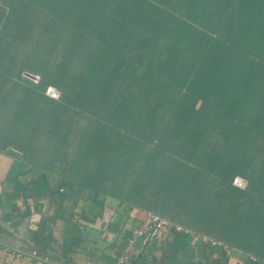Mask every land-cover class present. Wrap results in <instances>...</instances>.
I'll use <instances>...</instances> for the list:
<instances>
[{
    "label": "crops",
    "instance_id": "crops-1",
    "mask_svg": "<svg viewBox=\"0 0 264 264\" xmlns=\"http://www.w3.org/2000/svg\"><path fill=\"white\" fill-rule=\"evenodd\" d=\"M262 38L264 0H1L0 264H116L165 158L179 191L164 218L231 251L170 231L129 264L264 259ZM77 109L104 128L72 132Z\"/></svg>",
    "mask_w": 264,
    "mask_h": 264
},
{
    "label": "trees",
    "instance_id": "trees-1",
    "mask_svg": "<svg viewBox=\"0 0 264 264\" xmlns=\"http://www.w3.org/2000/svg\"><path fill=\"white\" fill-rule=\"evenodd\" d=\"M264 38H262L263 40ZM252 55L257 57L256 60H253V63H251L250 65H248V68H263L264 70V62H261L257 59L260 58V53L259 51H252ZM261 101L263 102L264 104V92L262 93V96H261ZM73 111H76V114L74 115L72 113V116H75L76 119H75V123L72 124L71 126V131L74 132L76 131L77 132V128H78V120L81 119V120H85L86 121V127H87V134L88 136H94V133L96 132V130L99 129H103L104 126H102L98 120H96L95 118V114H94V111L93 110H73ZM127 127L126 126H123V125H118L116 127H113V131L112 133L115 135L117 134V136H127V133L124 132L125 129ZM124 130V131H123ZM111 131L109 130V133ZM117 132V133H116ZM133 133V131H132ZM155 133H153L154 135ZM137 135V134H136ZM156 136H160V132L158 134H155ZM141 136V135H140ZM79 159H81L82 162H86V165H95V158H78V157H71V164L72 166H75L77 168V166L79 165ZM103 160L105 158H100V160ZM84 160V161H83ZM156 160H159V158H155V157H152L151 158V161H152V165L156 163ZM165 160H169L167 162H170L169 165H167V163L163 162L162 163L165 165H163V167H166L165 169H167L168 171L167 172H162L160 173L157 169L155 171H152L150 173V177L152 176V179H151V187L149 189V194L148 196L146 197L149 202H150V205L148 206V209L154 211L156 214L162 216V217H174L175 214L170 211L169 209L173 208L174 206V203L176 201V197H177V194H178V191H179V187L175 188L174 185H175V182H174V179H175V175L177 174L175 169L179 166V162L177 160H170V159H166ZM101 163V162H99ZM166 171V170H165ZM77 175V172L76 173H73L72 172V175H71V178H70V183L72 184H77V179H75V176ZM182 175V173H181ZM180 174H178V176H180L179 178H181ZM160 176H165L167 179L166 181V184H167V187H159V184L160 183H165V179L166 178H160ZM162 182H161V181ZM160 182V183H159ZM63 184L60 185V188L62 187ZM246 190L248 191V193L250 192V195H253L255 194L254 190L253 189H249L248 187L246 188ZM168 234V233H167ZM167 236V235H166ZM209 247V246H208ZM212 248V247H210ZM223 255H228L229 252H224L222 251ZM249 260V259H248ZM251 263V262H250ZM252 264V263H251Z\"/></svg>",
    "mask_w": 264,
    "mask_h": 264
},
{
    "label": "built area",
    "instance_id": "built-area-1",
    "mask_svg": "<svg viewBox=\"0 0 264 264\" xmlns=\"http://www.w3.org/2000/svg\"><path fill=\"white\" fill-rule=\"evenodd\" d=\"M47 94L55 99H58L59 97L58 92L53 87L47 89ZM234 184L242 189L246 188L245 181L240 177L235 178ZM170 231L188 236L190 245L193 247L205 245L212 248H219L224 252L231 251V247L223 241L216 240L205 234L195 233L190 228L177 224L154 212L148 211L145 213L141 225L133 230L132 235L128 240V246L123 254L118 257L116 264H129L130 250L136 242H139L143 247H146L151 242L163 240ZM33 255L36 257L37 253L35 252ZM247 257L252 264H264V259L256 255L248 254Z\"/></svg>",
    "mask_w": 264,
    "mask_h": 264
}]
</instances>
